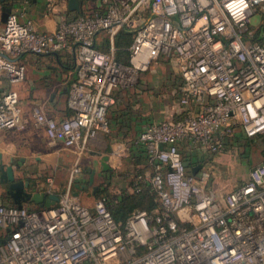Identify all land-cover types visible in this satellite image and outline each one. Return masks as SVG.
Here are the masks:
<instances>
[{
    "label": "built area",
    "instance_id": "obj_1",
    "mask_svg": "<svg viewBox=\"0 0 264 264\" xmlns=\"http://www.w3.org/2000/svg\"><path fill=\"white\" fill-rule=\"evenodd\" d=\"M56 2L47 0L46 9L54 11ZM263 5L97 0L77 15L58 16L49 32L11 10L0 31V136L24 126L15 85L25 80L29 55H73L66 114L57 119L33 103L30 119L50 144L72 150L76 165L89 143L110 130L116 92L134 85L138 71L163 57L179 87L168 114L113 150L142 152L151 172L132 173L119 189L139 193L148 183L156 212L134 210L121 224L104 196L90 208L70 187L49 208L0 201V264H264V145L263 160L231 190L213 188L203 167L241 136L264 137V43L248 38L250 18ZM122 29L133 33L128 64L115 58Z\"/></svg>",
    "mask_w": 264,
    "mask_h": 264
},
{
    "label": "rangeland",
    "instance_id": "obj_2",
    "mask_svg": "<svg viewBox=\"0 0 264 264\" xmlns=\"http://www.w3.org/2000/svg\"><path fill=\"white\" fill-rule=\"evenodd\" d=\"M83 1V10L91 6L89 0ZM264 5L261 10L250 18V24L257 26L263 19ZM44 61H27V74L23 83L20 85V91L24 94L29 90H38L37 93L42 98L43 108L46 111L49 98L62 91L66 86L62 82L63 72L59 65L52 59ZM42 60V59H41ZM39 65V71H34L33 66ZM47 65L54 66L47 70ZM47 71V72H45ZM32 85V86H31ZM179 86V76L173 69H168L165 65V59L160 57L158 61L153 62L145 71H138L136 74V83L131 86L119 88L116 92V103L109 110V120L116 113V119L121 118L122 121L128 120L132 115L140 118L139 131L149 121L157 119V115L165 109H169L172 102L176 98L175 90ZM32 93V92H31ZM174 93V94H173ZM64 94L60 93V96ZM23 110L26 117H30L32 102H28L24 98ZM160 107V108H159ZM158 108V109H157ZM111 114V115H110ZM143 118V119H142ZM28 124H32L29 119ZM24 123L23 128L13 130L14 146L19 148V154L22 156L28 155L27 163L20 162L21 168L17 171L19 177L29 179L35 182L37 186L42 187L44 191L54 190L59 195H63L67 187H70V192H78V197L88 207L92 208L97 198L96 191L93 192V187H98L103 181H111L110 190L118 192L121 188L120 184L128 183L129 176L142 168L151 172L149 167H144L143 163H137L134 157L130 156V152H121L119 155L112 154L109 147L90 146L95 154L85 151L75 164L76 160H68L66 162H57L55 159H47L45 153L36 148L30 137L28 136L29 127L27 130ZM41 138V137H40ZM10 139V138H9ZM106 140L110 138L105 136ZM101 140V137L99 138ZM13 141V140H12ZM17 141H20L19 143ZM98 141V140H97ZM102 141V140H101ZM263 145L264 137H245L241 136L228 148L221 150L210 158L203 161V167L210 174V185L221 191H228L240 185L248 179L249 171L263 160ZM38 147V146H37ZM21 152V153H20ZM99 153V154H96ZM102 153V154H101ZM107 154L114 157L118 161V166L112 168L114 172L113 178L108 179L107 171L98 170L94 174L91 184H89L90 171L93 168V160L101 155ZM99 157H98V156ZM36 157H40L37 160ZM75 169V170H74ZM74 170V171H73ZM73 171V175H72ZM72 176V177H71ZM50 179V181H48ZM130 181V178H129ZM75 184L86 185V188L79 190ZM0 184V193H4V187ZM125 185V184H124ZM2 202V199H0ZM28 209H35L37 205L33 203H25Z\"/></svg>",
    "mask_w": 264,
    "mask_h": 264
},
{
    "label": "crops",
    "instance_id": "obj_3",
    "mask_svg": "<svg viewBox=\"0 0 264 264\" xmlns=\"http://www.w3.org/2000/svg\"><path fill=\"white\" fill-rule=\"evenodd\" d=\"M89 1H91L92 3H95L97 0H89ZM46 2L47 0H0V31L4 24V22L1 19V13H2V9L4 6L10 7L11 10L24 11L25 16L32 21L36 29L39 31H44V32L53 31L56 28L58 16L62 14L77 15L80 13L79 11H72L68 8V0H57L54 11H48L46 9ZM71 54L72 53H59V55L61 56L69 55L68 57L72 56ZM45 56L48 57L46 58L47 60L52 59L59 65L60 70L63 72L62 82L66 85L67 82H69V79L73 76V71L71 69H68L69 66L59 64L56 61V58H53L52 55H29L26 58V62L28 60L29 61H44L43 59H45ZM61 58L63 62L67 61V57H61ZM26 66H27V63H26ZM40 67L41 66L39 65H35L33 66L32 70L39 71ZM52 67L54 69V66L47 65V70H50ZM22 83L23 82L15 85L16 89L18 90L20 94V104H21L22 110H23V105L25 103L24 98L28 102H32V104L44 102L42 101V98L40 97V95H37V93H41L38 90L33 91L32 89L31 90L27 89V92H24L23 94L20 91V87H21L20 85ZM62 90L64 94L63 96H60L61 92H59L55 94V96L53 95L49 98V101L47 104L48 108L46 109V112L52 114L57 119L63 118V116L66 114L67 87L65 86ZM168 113H169V109H166V110L164 109L162 113L157 115L158 117L157 119L162 118ZM112 114L113 116H111L109 120L110 130L104 134H101L100 136H98L96 139L92 140L89 143V150H90L89 153L90 154L91 153L95 154V151L92 150L90 146L102 147L103 145L105 146L107 145L106 147H109L110 150L112 151V154H114L113 150H115V148H117L120 143L129 144V140H132L139 132V129H140L139 122H141L140 118H136L135 115H132L130 118H128V120L122 121L121 118L116 119L118 117L116 116L117 115L116 113H112ZM26 115L28 114H24V110H23V119L26 125L25 130H27L29 127L28 136L30 137L31 141L38 146V147L36 146V148H38L41 152L45 153L44 156L47 157V159L53 158L57 162L62 161L63 163L68 160H73V159L75 160L76 156L72 150L64 147L61 143L50 144L47 136L45 135L44 130L42 128H38L34 126L33 124H28L30 117L27 118ZM13 132L15 131L13 130L6 131V132H3L0 136V152L2 153V160L8 163L10 161H14V162L19 161L22 158L24 159V163H27L30 157H28V155L22 156L21 154H19V148L14 146L13 144L14 142V137L12 136ZM105 136H108L110 139L106 140ZM100 137L102 141L99 140ZM17 142L19 143L20 141H17ZM126 151H128V148L126 146H123L121 152H126ZM96 154H99V153L96 152ZM36 158L37 160H40V157L39 158L36 157ZM109 164L111 166V169L116 168L118 166V161L114 159V157L109 156ZM124 184L125 183L123 182V185L120 184V186L122 187L124 186ZM37 187L39 186H37L36 184L35 186H32V189L37 190L36 189ZM0 199H2L3 202L10 200V198H5L2 195H0Z\"/></svg>",
    "mask_w": 264,
    "mask_h": 264
},
{
    "label": "trees",
    "instance_id": "obj_4",
    "mask_svg": "<svg viewBox=\"0 0 264 264\" xmlns=\"http://www.w3.org/2000/svg\"><path fill=\"white\" fill-rule=\"evenodd\" d=\"M262 21L257 26H252L250 24V31L252 32V35H249L248 38L253 41H258L261 43H264V13ZM133 39V33L130 30L122 29L120 30L114 37V46H115V58L117 61L123 64L129 63V46ZM98 48L101 50H106L107 45H98ZM46 55H52L53 58H56V61L59 64L67 65L69 66L68 69H71L73 71V76L69 79V82H67L66 87V94H68V87L70 83L75 79V63L73 61V55L68 57L61 56L59 53H53V54H46ZM61 57H67V61L63 62ZM69 61V62H68ZM63 93V90L61 91ZM130 156L134 157L137 163H140L144 161L145 157L142 154L141 151H131ZM114 172L112 169L108 170V179L113 178ZM111 181L106 182L103 181V183L99 184L96 191V196L98 199L100 196H104L107 200V208L110 211L112 217L114 220L118 223L123 224L126 219L132 214L134 210L140 209V210H146L148 212H156L159 205L155 200V194L151 188V186L146 183L143 184L142 190L139 193H130L126 189H119V192H112L110 190ZM34 188V187H33ZM49 192L56 193L55 189L51 190ZM59 195V193H56ZM7 203L14 204L11 200L6 201ZM22 205L25 206V203ZM31 210V209H30Z\"/></svg>",
    "mask_w": 264,
    "mask_h": 264
},
{
    "label": "water",
    "instance_id": "obj_5",
    "mask_svg": "<svg viewBox=\"0 0 264 264\" xmlns=\"http://www.w3.org/2000/svg\"><path fill=\"white\" fill-rule=\"evenodd\" d=\"M68 8L72 11H81L83 8L82 0H68ZM11 11L10 7L4 6L1 13V19L5 22L8 13ZM24 159L19 161L4 162L2 160V153L0 152V184L7 186V195L11 197V200L18 207H21L23 203H33L39 207L49 208L57 204L60 200V196L54 192H46L42 187H38L37 190L32 189L35 186V182H31L29 179H23L18 176L17 171L21 168V163ZM188 162H184V166L188 167ZM201 166L198 165L191 169L192 174H195ZM111 169L109 164V156L107 154L101 155L99 158L93 160V168L89 175V184L92 183L94 174L98 170L108 171ZM75 186L81 190L86 188V185ZM97 190L93 187V192ZM75 196H78V192H73ZM1 195V193H0Z\"/></svg>",
    "mask_w": 264,
    "mask_h": 264
},
{
    "label": "flooded vegetation",
    "instance_id": "obj_6",
    "mask_svg": "<svg viewBox=\"0 0 264 264\" xmlns=\"http://www.w3.org/2000/svg\"><path fill=\"white\" fill-rule=\"evenodd\" d=\"M2 187H4V193L2 194L1 193V195L3 196V197H5V198H10V200H11V197H9L8 195H7V186L6 185H1ZM12 201V200H11Z\"/></svg>",
    "mask_w": 264,
    "mask_h": 264
}]
</instances>
